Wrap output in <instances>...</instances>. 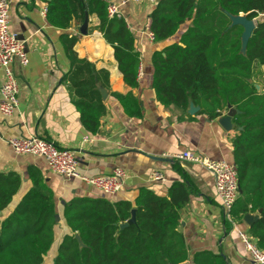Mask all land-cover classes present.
<instances>
[{
    "label": "trees",
    "instance_id": "1",
    "mask_svg": "<svg viewBox=\"0 0 264 264\" xmlns=\"http://www.w3.org/2000/svg\"><path fill=\"white\" fill-rule=\"evenodd\" d=\"M35 1V0H33ZM47 3L51 25L68 30L97 16L98 31L114 50L118 69L131 90L139 88L141 54L124 17L109 18L111 0H42ZM244 15L257 20L246 52L244 28L231 17ZM155 42L166 41L181 26L191 23L179 43L152 56L153 89L164 106L177 105L216 120L232 106L240 112L232 123L234 165L242 190L233 211L231 227L246 215L260 213L250 234L264 250V0H159L150 14ZM70 69L64 82L75 96L74 105L85 129L96 135L107 112L100 88L111 90L110 74L98 70L74 50L78 38L61 36ZM131 118L142 117V106L132 92L112 93ZM242 128V130H240ZM182 181L174 183L166 196L142 187L134 201L112 202L107 198L76 197L64 205V220L70 229L54 264H185L189 247L180 231L181 213L200 190L180 166ZM32 188L14 211L0 219V264H44L55 243L57 211L53 191L38 170L30 172ZM22 185L16 173H0V212L12 203ZM135 211V221L132 213ZM123 225H126L123 227ZM79 235L85 247L81 248ZM195 264H228L223 255L196 253Z\"/></svg>",
    "mask_w": 264,
    "mask_h": 264
},
{
    "label": "crops",
    "instance_id": "2",
    "mask_svg": "<svg viewBox=\"0 0 264 264\" xmlns=\"http://www.w3.org/2000/svg\"><path fill=\"white\" fill-rule=\"evenodd\" d=\"M10 1L11 31L25 43L29 64L23 67L15 60L13 71L20 91L19 108L11 118L4 119L0 115V173H16L22 179L21 188L11 205L0 212L4 219L32 188L30 172L34 169L40 171L54 193L56 211L61 218L55 228V243L49 252L56 248L57 256L63 238L70 233L64 220L63 202L66 204L76 197L134 201L142 187L166 196L174 183L182 181L176 170L180 166L201 193L193 197L181 213L180 231L190 254L185 264H195V254L204 251L223 255L228 264H255L241 239V234H250L251 226L243 219L227 229L214 179L201 166L182 165L173 158L176 154L191 151L234 165L232 142L238 134L234 125L231 130H226L221 124L226 112L216 120H209L206 115L198 114V108L185 111L177 105H161L153 89V54L179 43L191 23L181 26L172 38L155 42L151 33L152 6L139 2L128 3L121 8L122 17L133 31L136 49L141 54L139 88L131 90L118 69L113 48L98 31L97 16H89L87 25H73L68 30H61L48 21L46 2ZM111 1L119 3L123 0ZM254 21L257 24V20ZM63 34L78 38L74 50L79 58L89 60L98 70H106L110 74L111 90L107 91L109 96L104 101L107 112L101 118L96 135L83 126L74 105L75 96L63 80L70 69L61 38ZM2 83L0 71V88ZM129 92L142 106L141 118L129 117L112 96V93L126 95ZM31 136H39L59 148L73 150L82 175L109 176L116 168H123L127 172L124 189L119 194L106 196L79 179H65L53 174L43 158L15 154L8 144L11 138ZM86 138L90 140L87 143L83 142ZM156 171L164 175L165 181L151 180ZM251 215L260 216L259 212Z\"/></svg>",
    "mask_w": 264,
    "mask_h": 264
},
{
    "label": "built area",
    "instance_id": "3",
    "mask_svg": "<svg viewBox=\"0 0 264 264\" xmlns=\"http://www.w3.org/2000/svg\"><path fill=\"white\" fill-rule=\"evenodd\" d=\"M145 1L155 6L159 0H123L119 3L111 1L108 6L109 18L122 17L121 8L128 3ZM18 60L23 67L29 64L25 43L11 31V1L0 0V71L3 83L0 88V115L4 119L13 117L19 108V85L13 71V64ZM141 75V71H140ZM261 92V86L258 85ZM262 93V92H261ZM90 141L88 138L83 142ZM11 149L17 155H32L46 160L49 170L65 179H79L87 186L96 189L106 196L119 194L125 187L127 172L116 168L109 176L88 177L79 171V162L73 150L59 148L55 143L39 136L15 137L8 140ZM180 164L199 165L214 179L215 190L221 201L226 219L233 222V211L240 197V184L236 166L225 161H216L200 156L191 151L176 154L173 157ZM155 182L165 181L164 175L158 171L151 175ZM246 249L255 264H264V250L251 234H241Z\"/></svg>",
    "mask_w": 264,
    "mask_h": 264
},
{
    "label": "water",
    "instance_id": "4",
    "mask_svg": "<svg viewBox=\"0 0 264 264\" xmlns=\"http://www.w3.org/2000/svg\"><path fill=\"white\" fill-rule=\"evenodd\" d=\"M231 19H232L233 25H240L244 28V33L242 36V42H243V53L245 54L248 41L251 38L254 29L256 28L255 21L254 20L253 21L248 20V18L244 15H240L237 17L232 16ZM87 22H88V17H87V20L85 21L84 25L85 24L87 25ZM256 87H257V89H260V87L258 85ZM100 92L102 94L103 101H106L108 96H109V93L103 87L100 88ZM190 108H198V107L191 105ZM198 110H199V108H198ZM237 114H240V112L237 111L236 109H234L232 106L228 107V111H227L226 115L221 118V124L223 125V127L226 130H231L233 128L232 119ZM240 130H242V128H240ZM239 191H240V194H242L241 187H240ZM63 205H65L64 202H63ZM260 213H261V211H259V215H260ZM132 216H133V219L130 221V223H134V221H135V211H133ZM259 218H260V216L254 217L253 215L248 214L245 216L244 221L249 226H252ZM60 220H61L60 216L57 215L56 221L60 222ZM125 226L126 225H123V227H125ZM76 239L78 240L81 248L85 247V245L83 244L79 235L76 236Z\"/></svg>",
    "mask_w": 264,
    "mask_h": 264
},
{
    "label": "rangeland",
    "instance_id": "5",
    "mask_svg": "<svg viewBox=\"0 0 264 264\" xmlns=\"http://www.w3.org/2000/svg\"><path fill=\"white\" fill-rule=\"evenodd\" d=\"M142 4H148L145 1H142ZM262 87L264 88V85L261 84ZM264 93V92H263ZM0 219L3 220L4 219V215L1 213L0 214ZM56 248L55 250L53 249L52 252L45 258L44 264H54L55 258H56Z\"/></svg>",
    "mask_w": 264,
    "mask_h": 264
}]
</instances>
